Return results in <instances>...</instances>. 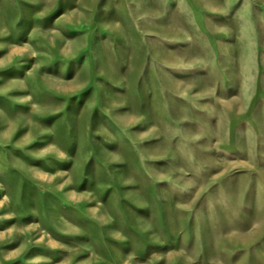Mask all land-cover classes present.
<instances>
[{
	"label": "rangeland",
	"instance_id": "obj_1",
	"mask_svg": "<svg viewBox=\"0 0 264 264\" xmlns=\"http://www.w3.org/2000/svg\"><path fill=\"white\" fill-rule=\"evenodd\" d=\"M0 264H264V0H0Z\"/></svg>",
	"mask_w": 264,
	"mask_h": 264
}]
</instances>
